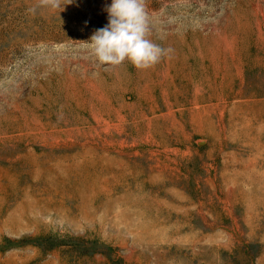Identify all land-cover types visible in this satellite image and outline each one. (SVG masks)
<instances>
[{
  "label": "rangeland",
  "instance_id": "rangeland-1",
  "mask_svg": "<svg viewBox=\"0 0 264 264\" xmlns=\"http://www.w3.org/2000/svg\"><path fill=\"white\" fill-rule=\"evenodd\" d=\"M144 2L148 68L0 0V264H264V0Z\"/></svg>",
  "mask_w": 264,
  "mask_h": 264
},
{
  "label": "clouds",
  "instance_id": "clouds-1",
  "mask_svg": "<svg viewBox=\"0 0 264 264\" xmlns=\"http://www.w3.org/2000/svg\"><path fill=\"white\" fill-rule=\"evenodd\" d=\"M52 6L59 7V0H52ZM105 10L107 23L88 39L101 64L118 65L127 59L137 68H148L161 59L166 50L147 38L144 0H110Z\"/></svg>",
  "mask_w": 264,
  "mask_h": 264
}]
</instances>
